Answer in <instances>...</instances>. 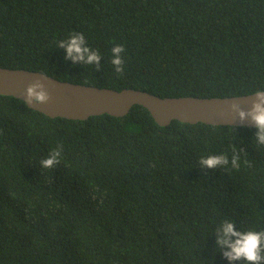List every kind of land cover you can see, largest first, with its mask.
<instances>
[{"label": "trees", "instance_id": "trees-1", "mask_svg": "<svg viewBox=\"0 0 264 264\" xmlns=\"http://www.w3.org/2000/svg\"><path fill=\"white\" fill-rule=\"evenodd\" d=\"M73 32L101 54L98 71L57 47ZM0 65L161 96L253 93L264 88V0H0ZM256 131L163 126L140 104L51 117L0 94V264H230L220 223L264 229ZM58 145L60 163L42 168ZM236 153L238 169L199 165Z\"/></svg>", "mask_w": 264, "mask_h": 264}, {"label": "water", "instance_id": "water-1", "mask_svg": "<svg viewBox=\"0 0 264 264\" xmlns=\"http://www.w3.org/2000/svg\"><path fill=\"white\" fill-rule=\"evenodd\" d=\"M37 79L46 85L52 99L48 104L30 107L51 117L87 119L105 113L124 116L134 105L140 104L163 126L173 120L254 126L249 120L240 121L238 114L232 113L229 108L235 100L245 110L250 109L255 99L254 92L231 96H161L133 87L116 89L89 85L62 80L37 70L0 65V94L24 99L27 86Z\"/></svg>", "mask_w": 264, "mask_h": 264}, {"label": "clouds", "instance_id": "clouds-1", "mask_svg": "<svg viewBox=\"0 0 264 264\" xmlns=\"http://www.w3.org/2000/svg\"><path fill=\"white\" fill-rule=\"evenodd\" d=\"M59 48L66 50V60L73 64L94 65L99 70L102 59L99 51L93 50L88 46L83 33L73 32L66 40L58 43ZM125 52L123 45H115L112 50L111 63L115 68V73L120 75L124 72V60L122 53ZM255 99L252 101L250 109L245 110L241 104L233 100L229 105L232 113L238 114L240 121L249 120L257 129L255 133V142L258 146H264V88H257L254 92ZM52 99L46 85L39 79L30 83L25 90L23 103L27 106L34 104H48ZM63 146L58 145L49 157L40 161L41 167L50 169L60 163ZM240 156L236 153L229 157L224 154L208 155L201 157L199 165L206 169L227 168L231 164L232 169L239 168ZM216 244L222 251L223 256L230 264H264V229H249L241 231L237 228L234 221L225 219L215 231Z\"/></svg>", "mask_w": 264, "mask_h": 264}]
</instances>
